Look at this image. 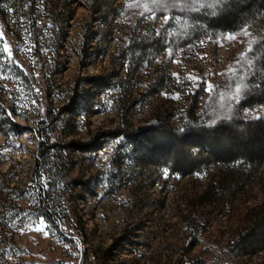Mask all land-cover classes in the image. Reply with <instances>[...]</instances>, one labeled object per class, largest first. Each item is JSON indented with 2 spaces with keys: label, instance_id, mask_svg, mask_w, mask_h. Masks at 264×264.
<instances>
[{
  "label": "rangeland",
  "instance_id": "374dc122",
  "mask_svg": "<svg viewBox=\"0 0 264 264\" xmlns=\"http://www.w3.org/2000/svg\"><path fill=\"white\" fill-rule=\"evenodd\" d=\"M246 1L0 0V264H264V163L149 128L264 117Z\"/></svg>",
  "mask_w": 264,
  "mask_h": 264
},
{
  "label": "trees",
  "instance_id": "16d2710c",
  "mask_svg": "<svg viewBox=\"0 0 264 264\" xmlns=\"http://www.w3.org/2000/svg\"><path fill=\"white\" fill-rule=\"evenodd\" d=\"M252 5L254 9L264 10V0H247L242 4H238L236 12H230L227 17V12L221 13L216 18L219 24L228 25L232 22H237L239 16L247 15L246 20L253 19ZM245 20V21H246ZM234 24V23H233ZM264 104V85L258 93L246 96L242 99L241 106L251 108L255 105ZM152 129L165 131L172 137L188 142L193 146L201 148H212L215 146V156L220 157L223 161H230L232 164H240L239 162L246 161L252 164L254 170H258L264 163V117L257 119H242L241 117H232L226 121L218 122L213 127H194L190 125L186 129L180 130L175 126H160L152 124L149 126ZM193 143V144H192ZM214 152V151H213ZM171 156H179L171 154ZM229 162V163H230ZM41 192L44 194V189L41 187ZM43 197V195H42Z\"/></svg>",
  "mask_w": 264,
  "mask_h": 264
},
{
  "label": "snow or ice",
  "instance_id": "6c2138e0",
  "mask_svg": "<svg viewBox=\"0 0 264 264\" xmlns=\"http://www.w3.org/2000/svg\"><path fill=\"white\" fill-rule=\"evenodd\" d=\"M225 2H226V0H214L213 4H211L209 6L215 7V6L223 4ZM154 3L163 4L165 7H167L169 5V3H172L174 5L178 4V5H182L184 7H189V8L195 7L197 5L204 6V4L202 3V0H154ZM165 19H167V17H165ZM242 31H243V34L245 36L249 35L248 30L246 28L243 29ZM234 38H235L234 36L228 37V39H234ZM4 52H6V53L9 52V48H8L7 44L4 45ZM9 55H11V54L9 53ZM236 91H237V93H239L240 89L237 88Z\"/></svg>",
  "mask_w": 264,
  "mask_h": 264
}]
</instances>
